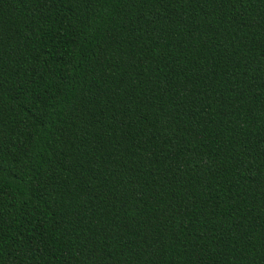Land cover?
Wrapping results in <instances>:
<instances>
[{
  "label": "trees",
  "instance_id": "16d2710c",
  "mask_svg": "<svg viewBox=\"0 0 264 264\" xmlns=\"http://www.w3.org/2000/svg\"><path fill=\"white\" fill-rule=\"evenodd\" d=\"M0 264H264V0H0Z\"/></svg>",
  "mask_w": 264,
  "mask_h": 264
}]
</instances>
